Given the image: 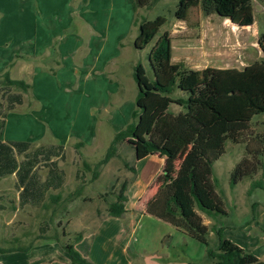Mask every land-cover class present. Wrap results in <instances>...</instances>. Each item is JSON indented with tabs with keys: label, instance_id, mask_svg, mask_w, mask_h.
I'll return each instance as SVG.
<instances>
[{
	"label": "rangeland",
	"instance_id": "1",
	"mask_svg": "<svg viewBox=\"0 0 264 264\" xmlns=\"http://www.w3.org/2000/svg\"><path fill=\"white\" fill-rule=\"evenodd\" d=\"M176 4L177 0H157L148 8L138 9V20L161 15L166 22L150 44L137 50L133 46L137 35L134 0H0V75L8 73L11 79L30 85L24 104L7 113L2 138L30 142L32 147L62 145L66 157L63 167L70 183L75 166L83 170V161L94 166L114 135L134 121V67L142 64L147 76L152 77L147 55L164 32L171 38V62L187 70L243 69L264 59L259 46V37L264 34V1L252 0L255 21L248 27L216 14L206 16L200 7L191 8L186 20H178L174 16ZM184 95L178 90L173 94ZM171 111L177 113L180 108L172 104ZM258 135H264V115L253 118L243 133V143L227 142L225 153L214 163L217 192L222 194L228 211L227 216L219 218L223 226L250 220L253 214L257 218L263 212L261 170L233 188L229 186L231 171L243 158L250 159L246 145L254 150L257 145L253 139ZM93 142L97 150L88 147ZM76 143H82L88 151L77 157L73 153ZM125 150L132 151V146L128 144ZM127 159V165L132 166L134 159ZM152 161L150 157L142 165ZM179 161H175L174 169ZM82 172L85 180L91 177V172ZM254 181H262L263 188L249 194ZM0 194L13 202L9 206L15 205L14 210L9 207L0 211L1 248L27 245L44 236L38 231L43 220L51 219L49 227L56 230V213L18 209L10 185L5 184ZM252 203L257 204L255 209ZM60 244L55 260L69 259L65 245ZM45 250L44 256L48 250L45 246L32 254L41 255Z\"/></svg>",
	"mask_w": 264,
	"mask_h": 264
},
{
	"label": "trees",
	"instance_id": "2",
	"mask_svg": "<svg viewBox=\"0 0 264 264\" xmlns=\"http://www.w3.org/2000/svg\"><path fill=\"white\" fill-rule=\"evenodd\" d=\"M156 1L134 0L137 35L133 46L137 50H143L150 44L166 22L161 15L153 20L137 19L139 8H148ZM193 7H200L206 16L216 14L240 27L251 26L255 21L252 0H177L175 18L186 20ZM259 46L264 54V34L259 37ZM147 60L152 77L147 76L145 67L140 63L133 70L137 87L136 109L132 113L134 121L114 135L104 156L94 166L83 161V170L91 172V180H94L99 169L115 155L121 142L132 144L139 157L159 154L165 158L163 182L156 196L148 203L147 214L204 243H207L212 231L217 243L214 247L206 248L207 260H216L218 264H260L226 239L223 234L225 227L206 226L198 211L212 218L228 215L225 200L217 192V182L213 178L214 163L225 153L227 142L243 143V133L248 130L253 118L264 115V59L243 69L187 70L182 64L171 62V38L164 32L150 49ZM1 78L0 129L7 112L15 104H21L22 92L30 88L24 81L11 80L8 73ZM13 87L21 93H11ZM176 90L184 93L185 97H174ZM1 99L7 102L6 107H3ZM172 104L177 105L180 111L173 113ZM253 140L257 145L254 150L246 145L250 159L243 158L230 173L231 188L259 170L264 180V135H258ZM30 146L27 142L3 144L0 141V178L11 174L17 176L16 189L22 187L19 193L20 207L30 203L45 208L43 201L46 192L49 188L60 187L63 182L62 174L56 168L57 161L52 160H64L63 147H41L31 152ZM79 146L75 149L78 150ZM21 154L25 159L19 163L16 156ZM177 159L180 161L174 169ZM37 165L49 168L41 189L37 181L27 179L33 169L32 174L35 175ZM83 170H77V180L83 176ZM257 188H263L262 181L252 182L248 193ZM81 191L80 185L68 198L78 196ZM123 194L117 205L109 207L110 216L119 217L124 213L123 202L126 198ZM56 200V197L51 198L52 202ZM256 206V203H252L253 209ZM254 219L253 214L251 221ZM15 251L17 249H0L1 254ZM65 251L70 258L69 264H90L72 245L65 246Z\"/></svg>",
	"mask_w": 264,
	"mask_h": 264
},
{
	"label": "crops",
	"instance_id": "3",
	"mask_svg": "<svg viewBox=\"0 0 264 264\" xmlns=\"http://www.w3.org/2000/svg\"><path fill=\"white\" fill-rule=\"evenodd\" d=\"M1 86L2 83H0ZM14 88H11V93H21L19 90L13 92ZM27 91H30V88ZM27 91L22 92L21 104H15L10 111L24 104V94H27ZM1 103L3 107H6L7 102L1 99ZM5 118L0 129L1 143L24 142L2 138ZM94 142L88 147L97 150ZM128 144L132 146L130 152L125 150ZM77 145H80L78 150L75 149ZM58 146L62 145L47 144L46 147ZM41 147L45 146L32 147L31 144L29 151L32 152ZM84 151L88 150L82 143L73 145V153L77 157L82 155ZM63 152L65 156L64 147ZM128 157L134 159L132 166L126 163ZM150 157L154 161L142 165ZM16 159L19 163L22 162L25 159L24 154L17 155ZM52 160L57 161L56 168L61 172L63 182L60 187L49 188L46 192L43 201L46 204L45 208L33 206L30 203L20 207L19 193L22 187L19 190L16 189L17 176L11 174L0 178V190L5 184L14 189L18 209H41L58 215L55 221L57 231L49 227L51 219L43 220L38 226V231L40 233L42 229L44 236H40L27 245L0 247V249H17L11 253H0V264L1 262L3 264H69L70 258L64 257L60 261L55 260L54 255L58 254L60 250L58 243H61L62 246L72 245L81 257L90 264H218L216 260H207L206 258V248L214 247L217 243L212 231L209 232L207 243H204L171 224L147 214V205L156 196L163 182L164 157L155 153L139 157L132 144L121 142L117 146L115 155L99 169L94 180H91V177L82 180L83 176L77 180L76 172L80 168L75 166L72 170L73 175H70L72 177L70 183L67 182V172L63 167L66 157L63 161L56 158ZM136 164L142 166L138 168ZM33 171L34 169L27 179L37 181L39 188H43L41 185L47 179L49 168L44 165H37L35 175L32 174ZM90 174L92 176V173ZM80 185L82 186L81 193L69 199V195ZM122 194L126 198L123 202L124 213L119 217H112L109 215V207L117 205ZM53 197H56L57 200L52 202L51 198ZM11 203L13 202L10 199L0 194V206H2L0 211H5L9 207L14 210L15 205H8ZM262 210L263 212H260L253 221L250 219L236 225L227 224L226 226L220 224L219 217L212 220V217L205 214L199 213V215L203 223L209 228L214 226L225 227L223 234L228 241L241 249L244 254L252 256L255 262L264 264V208ZM56 234L59 236L58 240ZM15 241L18 242L19 240L16 239ZM8 243L12 245V243ZM43 246L48 248L44 256L46 250L41 255L32 254ZM23 248L26 250H21ZM22 252L29 254L25 255Z\"/></svg>",
	"mask_w": 264,
	"mask_h": 264
}]
</instances>
